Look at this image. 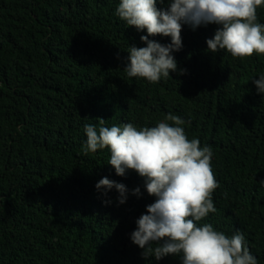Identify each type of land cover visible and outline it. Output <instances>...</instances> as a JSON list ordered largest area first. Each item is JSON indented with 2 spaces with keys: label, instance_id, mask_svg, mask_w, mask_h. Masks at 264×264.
I'll use <instances>...</instances> for the list:
<instances>
[{
  "label": "trees",
  "instance_id": "1",
  "mask_svg": "<svg viewBox=\"0 0 264 264\" xmlns=\"http://www.w3.org/2000/svg\"><path fill=\"white\" fill-rule=\"evenodd\" d=\"M119 3L0 0V264H181L182 253L145 260L130 238L155 200L144 178L117 175L108 148L82 150L85 124L140 129L172 124L169 113L213 150L216 212L197 226L242 233L264 264V93L254 83L264 54L212 53L219 26L184 25L177 71L157 83L128 77V50L146 46L147 32L117 15ZM257 17L264 24V6ZM104 177L126 185L125 203L115 188L97 190Z\"/></svg>",
  "mask_w": 264,
  "mask_h": 264
},
{
  "label": "clouds",
  "instance_id": "2",
  "mask_svg": "<svg viewBox=\"0 0 264 264\" xmlns=\"http://www.w3.org/2000/svg\"><path fill=\"white\" fill-rule=\"evenodd\" d=\"M158 2L164 4L165 0H120L116 8L117 15L129 26L147 32L140 37L146 46L131 45L128 50L124 67L128 77L157 83L177 71L173 53L183 47L184 25L193 30L201 25H218L214 36L206 39L212 53L226 49L234 58L264 54V24L257 22V8L264 6V0H168L163 8L157 7ZM157 35L170 37V43L149 39ZM254 83L257 91L264 93V74ZM165 121L173 123L162 121L140 129L132 123L107 127L100 118L98 128L84 125V154L108 148V164L116 174L125 176L128 170L136 171L144 178L148 195L155 197L136 220L132 242L143 250L145 260L182 253L181 264H257L242 233L229 237L211 224L197 226L210 212H216L212 194L219 182L211 166L213 150L201 147L198 138L189 139L179 116L169 113ZM95 187L106 191L115 188L118 202L127 200L128 189L123 183L104 177ZM131 191L141 195L140 187Z\"/></svg>",
  "mask_w": 264,
  "mask_h": 264
},
{
  "label": "bare ground",
  "instance_id": "3",
  "mask_svg": "<svg viewBox=\"0 0 264 264\" xmlns=\"http://www.w3.org/2000/svg\"><path fill=\"white\" fill-rule=\"evenodd\" d=\"M229 73V72H228Z\"/></svg>",
  "mask_w": 264,
  "mask_h": 264
}]
</instances>
